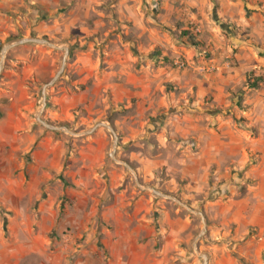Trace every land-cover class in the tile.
<instances>
[{"label":"rangeland","instance_id":"1","mask_svg":"<svg viewBox=\"0 0 264 264\" xmlns=\"http://www.w3.org/2000/svg\"><path fill=\"white\" fill-rule=\"evenodd\" d=\"M168 3L172 4L171 0H62L56 11L39 13V21L47 35L28 33L24 26L0 39V58L6 43L24 36L45 37L69 49L65 70L48 90L45 107L41 88L51 78L26 83L35 101V124L41 125L36 120L41 114L51 124L82 134L97 122L110 123L107 120L111 118L113 124H110L119 136L115 157L120 162L110 156L113 138L107 130L110 143L99 176L103 178L111 165L120 168L123 174L117 189L94 181L79 185L67 176L68 167L72 169L69 165L73 163L70 153L77 155L81 140L93 133L72 136L58 131L67 141V154L63 170L49 177L38 170L40 158L35 156L34 150L10 157L5 163L0 157V184H10L16 192L9 199H1L6 188L0 189V251L11 246L21 256L25 245L31 244L36 235L40 253L27 257L25 264H111L119 259L134 264H203L200 254L208 256V264H264V125L247 124L243 113V105L251 94L250 89H246V81L258 77L255 75L258 70L264 79V66L240 71L242 61L236 57L239 48L232 47L233 43L221 61L215 62L211 48L202 46L191 30L177 29L170 35L176 36L177 41L186 36L185 41L175 42L174 46L193 48L195 54L190 59L180 53L173 57V47L166 48L155 41L168 33L163 20ZM82 4L87 10L85 6L80 7ZM182 4L184 7L183 0ZM69 17L76 21L70 31H66L64 24H61L62 28H53L56 18L65 20ZM227 26L222 31L226 40L234 36L244 39L239 37L238 30ZM44 48L58 55L56 73L64 50ZM13 49L5 55L4 68L12 65L19 68L27 61L11 62ZM257 49L264 50L260 46ZM120 52L132 53L135 58V65L132 62L131 71L127 68V73L140 77L142 67L148 64L152 67L151 72L169 66L177 71H193L201 79L215 76L217 88L210 91L208 82H204L202 89L206 94L197 102L198 85L186 97L184 88L164 82L168 105L149 114L141 142L135 145L125 139L127 136L122 130L118 132L114 122L127 114L124 104L114 113L110 112L111 106L106 121H95L94 118L78 125L80 116L73 122L61 123L47 118L46 109L56 107L48 99L53 89L62 84L79 90L85 88L77 85V77L71 74L72 66L79 59L87 61L91 54L104 76L106 72H117L120 64L116 54ZM259 54L264 56V53ZM177 61L183 62L184 66L180 67ZM218 66L220 69H216ZM232 70L238 73L225 84L223 78ZM0 87H4L3 84ZM105 94L111 96L110 87L105 89ZM7 101V98H0L2 103ZM74 112L83 113L84 110L81 112L78 108ZM176 117L189 120L173 125ZM174 130L181 135H173ZM137 154L157 165L144 166ZM123 163L130 165L133 171ZM60 184L63 189L74 192L60 195L55 205L41 206L43 199L48 200L51 194L55 197L61 192ZM143 194L153 200L152 210L145 216L148 221H144L150 223L153 239L146 227L140 229L138 219L141 216L133 205ZM115 200L120 207L123 203L131 204L123 206V211L111 212L109 218H103L104 207ZM75 204L78 207H74ZM198 213L203 214L206 229L195 249L194 243L203 229ZM105 229L119 235L137 230L143 247L130 253L111 251L105 247L110 239L103 233Z\"/></svg>","mask_w":264,"mask_h":264},{"label":"crops","instance_id":"2","mask_svg":"<svg viewBox=\"0 0 264 264\" xmlns=\"http://www.w3.org/2000/svg\"><path fill=\"white\" fill-rule=\"evenodd\" d=\"M60 1L62 0H0V39L18 27L24 26L28 33L39 32L41 36L47 35V30L42 28V22L39 21V13L56 11ZM183 2L185 3L184 7H182V0H171L172 4H167L163 20L168 26V33L161 39L155 40L157 44L164 45L166 48L171 47L172 49L173 47V57L178 53L187 59L193 57L195 54L193 48L184 45L182 48L174 46L175 42L185 41L186 36L177 41L176 36L170 35L177 29L179 31L191 30L202 46L211 48L215 62L221 61L223 55L231 50L230 43H233L232 47L239 48L236 54L237 59L243 62H241L240 71L264 66V56L259 54L264 53V50L257 49L259 46L264 48V0H183ZM83 6L85 5L82 4L80 7ZM85 9L87 10L86 6ZM74 22L76 21L73 17L65 20L56 18L53 28L58 29L61 24H64L68 32L74 28ZM227 25L229 28L238 30L239 37L244 39L234 36L233 38L227 37V41L222 33L227 29ZM13 51L11 62L14 63L17 59H26L27 61L19 68L16 65L4 68V72L0 76V84L4 86L0 87V98L8 99L6 103L0 102V157L2 163H5L10 157L24 155L34 150L35 156L40 158L38 170L49 177L53 173L63 170L67 154V141L58 134V131L35 124V101L29 93L26 83L29 81L44 82L52 78L55 74L58 55L44 46L31 44L18 46ZM116 55V61L120 64L117 72H106L104 76L97 69L98 64L95 63L91 54L87 61L79 59L72 66L71 74L77 77L76 84L85 86V88L79 90L77 87L62 84L53 89L48 99L56 107L46 109L47 118L61 123L73 122L80 116L78 125L89 123L94 118L95 121H106L105 116L111 106L120 108L124 104L127 114L114 122L118 125V132L122 130L127 136L125 139L132 141V144L135 145L141 142V134L145 132L143 127L147 123L149 114L168 105L169 96L165 93L164 82L175 83L179 88H184L186 97L189 93H193L194 86L198 85L200 90L197 102H200V99L206 94L202 89L204 82H208L210 91L217 88L215 76L210 75L201 79L193 71H177L169 66L162 67L159 72L156 70L151 72L152 67L148 64L147 67H142L143 73L138 77L137 74L127 73V68L131 71L132 66L135 65L132 53L123 52L122 54L120 52ZM129 61L130 63L127 64ZM132 62H134L133 65ZM216 69H220V67L218 66ZM234 73H238L237 70H232L223 78L225 84L231 82ZM127 75L129 76L126 77ZM255 75L260 77L261 71L258 70ZM243 79L245 80V75ZM107 87L111 89V96L108 97L105 96ZM250 91L251 94L243 105L245 122L250 125L263 126L264 79L260 81L257 89H250ZM133 100H135L134 103ZM78 108L84 112H74ZM183 120L187 121L189 118L176 117L173 119V125ZM175 131L177 130H174L173 135H181ZM261 134H263V129H261ZM109 137V132L105 128L99 127L92 135L81 140L77 155L70 153L69 158L73 163L69 165L72 166V169L68 167L67 176L71 177L76 184H89L94 181L97 184L108 185L110 189H117L120 186L123 174L120 168L115 165H111L103 178L99 176V170L106 162ZM137 156L141 163L148 168L157 165L148 158L139 154ZM46 185L48 184H43V186ZM61 187V192L57 196L54 197L51 194L53 197L50 195L48 200L43 199L41 206L42 204L55 205L60 195L74 192L73 189H63V185ZM1 188H6L1 199H9L16 193L10 184H0ZM130 204L131 202L123 203L120 207L115 200L114 203L104 207L103 218H109L111 212L123 211V206ZM133 205H135V212L141 216L138 219L140 229L146 227L151 237L153 229L150 227V223L146 224L144 221H148L145 216L152 210V198L147 199L146 194L145 196L143 194L134 201ZM74 207L78 206L75 204ZM52 212L55 213V211ZM103 233L105 236H110L105 247H109L111 251L130 253L143 247L139 241L140 236L137 230L126 232L125 235H119L118 232L108 229L103 230ZM151 239L153 238L151 237ZM38 241L39 239L35 235L31 244L25 245V252L21 256L13 247H4L3 251H0V264H25L24 261L27 257L40 253L41 248L37 245ZM111 264L134 263L130 260L119 259Z\"/></svg>","mask_w":264,"mask_h":264},{"label":"water","instance_id":"3","mask_svg":"<svg viewBox=\"0 0 264 264\" xmlns=\"http://www.w3.org/2000/svg\"><path fill=\"white\" fill-rule=\"evenodd\" d=\"M24 44H38V45H43V46H47L50 48H54V49H58V50H64V56L62 58V63L60 68L57 70V72L55 73V75L48 81L46 82L42 88H41V96L43 99V107L46 106V98H47V92L48 90L54 86V84L59 80V78L62 76L65 67H66V63H67V58L69 56V49L66 47H61L59 45H56L55 43L51 42L50 40H48L45 37H39V36H24V37H20V38H16L12 41H9L8 43H6L2 49H1V58H0V74L2 73L3 69H4V61H5V55L7 54V52L17 46L20 45H24ZM36 120L38 123H40L42 126H44L47 129L53 130V131H63L66 132L72 136H78V135H90L92 133H94L96 131L97 128L99 127H103L106 130H108L113 138L112 141V150L110 152V156L112 157L113 160H115L116 162H120L117 160V158L115 157V152L118 146V140H119V136L114 128L113 125H111L110 123H106V122H97L96 124H94V126L90 127L88 130H86L84 133L79 134V133H75L71 130H69V128L65 127V126H57L54 124H51L47 121H45L41 114H39L36 117ZM125 165V167L130 170L133 171L131 166L128 165L127 163H123ZM161 196H165L161 193H158ZM199 216L201 217V220L203 222V229L200 232L199 237L196 239L195 243H194V248L197 249V241H199V239L204 235L205 233V229H206V223H205V219L202 213H198ZM200 256L203 259V264H208V256L206 254H200Z\"/></svg>","mask_w":264,"mask_h":264},{"label":"trees","instance_id":"4","mask_svg":"<svg viewBox=\"0 0 264 264\" xmlns=\"http://www.w3.org/2000/svg\"><path fill=\"white\" fill-rule=\"evenodd\" d=\"M261 80H262L261 77H254L253 80H251V78H248L246 81V89H257L259 87V83ZM117 110L118 109L111 107L110 112L114 113ZM107 121L113 124V121L111 120V118H109Z\"/></svg>","mask_w":264,"mask_h":264},{"label":"built area","instance_id":"5","mask_svg":"<svg viewBox=\"0 0 264 264\" xmlns=\"http://www.w3.org/2000/svg\"><path fill=\"white\" fill-rule=\"evenodd\" d=\"M176 63H177L180 67H183V66H184V63H183V62L177 61Z\"/></svg>","mask_w":264,"mask_h":264}]
</instances>
